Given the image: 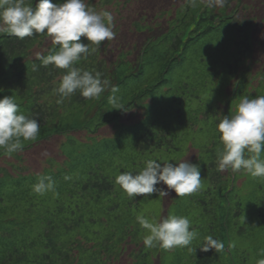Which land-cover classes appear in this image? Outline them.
Listing matches in <instances>:
<instances>
[{"label": "rangeland", "instance_id": "rangeland-1", "mask_svg": "<svg viewBox=\"0 0 264 264\" xmlns=\"http://www.w3.org/2000/svg\"><path fill=\"white\" fill-rule=\"evenodd\" d=\"M119 1L125 6L122 13L115 12L113 7L106 8L120 26L119 34L111 40L107 53L102 56L108 67L113 69L123 51L132 52L128 61L134 64L142 46L151 48L161 39L171 46L176 40L175 34L167 35L172 26L177 29L176 33L182 41L181 47L171 56L169 67L162 70L165 75H159L158 82L154 79L142 81L144 85H140L133 93L128 87L117 86V105L120 108L136 99L139 100L137 103L147 99L139 107H136L135 103L128 111H124L120 115L119 123L107 125L97 134L88 135L86 131H72L69 135L56 136L30 149L0 157V169L6 170L0 172V264H20L16 260L24 244L34 240L42 232L50 214L57 206V201L64 198L73 185L83 182L91 173L105 172L115 179L118 175L116 170L120 165L128 163L129 168L132 166L133 154H129L127 144L130 146L133 143L134 133L146 120L144 117L147 111L142 108L150 106L154 100L156 106L149 115L151 122L165 120L178 122L180 126V122H183L186 127L180 132L179 141L172 139L177 141L176 144L180 148V145L185 147L190 144L187 152H184L185 156L176 162L187 160L196 164L203 148H222L216 127L213 126H216L223 116L230 115L241 98L264 95V0H241L242 8L236 9L237 3L232 2L227 12L230 15L234 9L238 10V19L250 20L252 28V59L243 65L239 74L234 77L224 68L230 47L234 44L230 38L235 37L237 33L236 29L224 26V20L228 18L226 14L223 16L224 13H219L217 21L211 23L204 21L203 12L188 13L187 9L183 8L185 0ZM202 2L206 3L205 0ZM234 17L236 18L237 14H234ZM173 20L175 21L171 25ZM135 22H141L151 28L139 32L133 25ZM222 23L224 28H218ZM164 34L167 36H163ZM52 45L51 39L48 38L42 47L34 49L32 58H39L48 52ZM164 49L156 46L152 49V55H158ZM163 61L154 62L149 69L150 73L158 72ZM247 68L250 73H246ZM136 69L137 67H134L133 72ZM210 69L214 77L206 75L205 85L200 89L198 84L203 81L201 77L210 72ZM154 86L152 94H144L147 87ZM184 86H187L185 90ZM174 100L176 103H173ZM188 102L193 109L200 111L196 115L198 118L185 111L184 105ZM200 104L203 105L199 109ZM94 106H91L90 110ZM113 107L114 105L110 110ZM176 114L182 118L178 120ZM68 141L70 142L66 143ZM261 158H264V151ZM159 159L160 162L166 160L162 156ZM231 172V169H226L221 173L227 178V174ZM237 175V188L232 197L237 204L242 205L243 221L241 217L232 221L230 250L237 264H257L259 259L264 258V224L261 226L256 219L255 200L264 199V178L252 177L243 169L237 172ZM42 176H50L53 179L55 190L38 195L33 191V185L38 183ZM161 188L167 189V186L161 183ZM196 197L197 193L194 192L178 198L174 190L169 196L157 195L146 208L147 219L160 222L169 215L184 216L190 220L191 227L195 228L193 218H197V215L194 213L193 202ZM233 207L237 209V206ZM148 234L146 230V235ZM156 247L159 251H152L153 257L157 256L153 264H180L183 258L180 254L187 248L175 247L165 250L158 245ZM138 249L139 246L128 243L116 264H134L132 255H136ZM73 254H78L77 249H73Z\"/></svg>", "mask_w": 264, "mask_h": 264}, {"label": "trees", "instance_id": "trees-1", "mask_svg": "<svg viewBox=\"0 0 264 264\" xmlns=\"http://www.w3.org/2000/svg\"><path fill=\"white\" fill-rule=\"evenodd\" d=\"M35 2L38 0H26V3L33 7H35ZM63 2L64 0H52V3ZM232 2L237 3L235 9L242 8L241 0H228L223 7H209L202 0H197L196 6L185 3L183 8H186L188 13L203 12L204 21L211 23L216 22L219 13H224L223 16L226 14L228 17L226 20L221 18L226 22L224 26L236 29L237 33L235 37L230 38L234 44L230 47L224 68L230 76L234 77L239 74L241 67L252 59L253 43L250 20H239L238 15L235 18L234 14H238V10L235 9L234 13L227 14ZM85 3L98 12H110L106 8L113 7L115 12L122 13L125 7L119 0H85ZM223 23L217 27L224 28ZM133 25L139 32L151 28L141 22H135ZM112 26L116 36L119 34L120 26L114 18ZM176 32L177 29L172 26L167 34L173 33L176 36L171 46L163 39L156 43L158 48H165L158 55H152L155 45L147 49V46H142L139 57L132 64L128 61L132 52L123 51L113 69L108 67L102 59V56L107 53L111 40L101 42L100 46L91 45L87 59H80L74 66L93 72V74L100 72L101 78L108 81L104 92L97 98L85 100L79 91H76L70 97L64 98L62 102H58L61 97L53 89L59 85L61 76L67 70L58 69L52 65L45 67L42 64V58L54 53L58 50V46H50L48 52L34 59L32 58L34 49L42 47L49 37L45 34H38L20 40L15 36L0 33V99L12 96L19 106L18 114L35 118L41 125L40 133L35 140L22 142L21 148L15 152L9 153L0 149V157L30 149L56 136L69 135L72 131H86L88 135L97 134L101 128L119 123L120 115L124 111H128L135 103L136 107H139L147 99L139 103L136 99L124 105L121 111L110 110L113 106L109 103V96L112 95L111 88L123 85L133 93L140 85H144L142 81L154 79L158 82L159 75H165L162 70L169 67L171 56L181 47L182 41ZM81 41L89 43L84 37ZM159 61L164 62L159 71L150 73V67L154 65V62ZM140 64H142V69H140ZM134 67L137 69L133 72ZM246 73H250L249 68ZM209 74L214 77L210 69V72L201 77L203 81L198 84L200 89L204 87L205 76ZM186 87L184 86L183 90ZM154 89L155 86L147 87L144 94L149 96L148 94H152ZM140 98L142 97H138ZM173 103H176V100ZM202 105H199V109ZM91 106L94 108L90 110ZM155 106L154 100L150 106L142 108L147 111L144 117L146 120L134 133L133 143L130 146L127 144L129 154L131 155L132 152L134 155H131L134 163L130 168L128 163L120 165L116 170L118 175L122 172L139 171L145 166L147 160L160 161V156L173 164L185 156L190 144L185 147L180 145L182 147L180 148L176 144L177 141L174 142L172 139L179 141L180 132L186 127L183 122H180L181 126L178 122L165 120L151 122L149 115ZM184 107L185 111L198 118L196 117L200 113L198 109H193L189 102ZM175 116L178 120L182 118L181 115L176 114ZM213 127H216L217 131V124ZM217 134L219 138L220 134L218 132ZM221 150L209 146L203 148L196 163L201 170V188L196 192L197 197L193 202L194 213L197 215V218H193L197 236L180 254L183 255L180 264H237L230 250V235L233 219L241 217L243 221L242 205L237 204L232 197V194L236 192L238 175L237 172L232 171L225 178L220 171H217L216 159ZM149 154L152 156L150 157ZM5 171L0 169V172ZM157 187L161 188V184ZM157 195L153 193L145 198L137 196L135 199H130L122 188L115 184V179L111 178L110 174L91 173L83 182L73 185L64 198L57 201V206L50 214V219L42 232L31 242L24 244L16 262L20 264H116L120 261L125 246L133 243L139 246L136 255H132L134 264H153L157 256L153 257L152 251L159 250L156 246L148 248L144 245L143 238L146 235V229L139 225L136 217L142 214L148 218L146 208L152 200L156 199ZM255 201L256 219L262 226L264 224V199L257 198ZM233 205L237 206V209ZM234 211H236L235 214ZM240 230L243 231V229ZM208 235L218 238L224 244L221 252L216 253L214 249L208 252L200 250L199 247L204 237ZM89 245L92 246L88 247ZM73 249H77L78 254L74 255Z\"/></svg>", "mask_w": 264, "mask_h": 264}, {"label": "clouds", "instance_id": "clouds-1", "mask_svg": "<svg viewBox=\"0 0 264 264\" xmlns=\"http://www.w3.org/2000/svg\"><path fill=\"white\" fill-rule=\"evenodd\" d=\"M209 7H223L228 0H205ZM195 6L197 0H185ZM110 12H97L90 8L85 0H64L52 3V0H38L35 7L26 0H0V33H6L23 40L38 34H45L58 50L42 58V64L67 70L60 78L59 85L53 89L62 102L76 91L85 99L100 96L108 84L101 78L100 72L82 70L75 67L80 59H87L90 46H100L101 42L115 37ZM84 37L89 43H84ZM94 50V49H93ZM117 87L111 88L109 103L113 109L121 110L117 105ZM19 106L12 96L0 99V149L9 153L19 150L22 142L33 141L40 133V123L35 118L18 114ZM222 150L217 154V171L231 169L233 172L245 170L252 177L264 178V95L253 98L243 97L230 115L223 116L217 124ZM247 154V155H246ZM67 179V177H66ZM163 184L167 189L158 188ZM130 199L137 196L148 197L157 193L159 197L169 196L174 190L178 198L188 196L201 188V170L199 165L185 161L160 162L150 159L136 172H122L115 177ZM55 190V182L50 176H42L33 185V191L44 195ZM139 225L148 231L143 238L146 247L159 246L165 250L175 247H187L197 236V230L191 227L187 217L169 215L160 222H151L143 215L136 217ZM200 250L216 253L223 250L224 244L212 235L204 237ZM192 250V249H190ZM196 251V249H195ZM257 264H264V258Z\"/></svg>", "mask_w": 264, "mask_h": 264}]
</instances>
